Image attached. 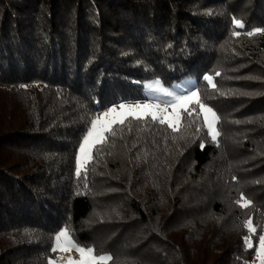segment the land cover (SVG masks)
Masks as SVG:
<instances>
[{
    "label": "trees",
    "instance_id": "obj_1",
    "mask_svg": "<svg viewBox=\"0 0 264 264\" xmlns=\"http://www.w3.org/2000/svg\"><path fill=\"white\" fill-rule=\"evenodd\" d=\"M255 29L264 0H0V264H49L64 229L107 264H253L264 235ZM155 80L193 81L220 118L217 139L197 104L176 130L127 118L77 175L91 120L146 101Z\"/></svg>",
    "mask_w": 264,
    "mask_h": 264
},
{
    "label": "snow or ice",
    "instance_id": "obj_2",
    "mask_svg": "<svg viewBox=\"0 0 264 264\" xmlns=\"http://www.w3.org/2000/svg\"><path fill=\"white\" fill-rule=\"evenodd\" d=\"M233 23L238 27H243V24L240 20H233ZM257 33L264 32V29H255ZM254 33L249 32L248 35H253ZM233 35H237V33L233 32ZM219 75V73H216ZM204 80L208 82V84L215 88L216 85L213 83V78L210 75H205ZM21 87H26L21 85ZM147 89L153 91H159L164 96L171 97V100L163 101V107L160 103H135L132 105L120 104L119 109L123 110L118 112L116 107H112L107 109L101 115L96 116L91 120V127L88 130L87 134L83 137V142L79 148V156L77 157V175L80 174V169L83 167L84 163L91 158L90 153L95 144L103 142L106 139V133L111 132L112 135H115V131L113 130V126L116 123L124 124L127 117L131 116L136 119H143L148 116L156 121L158 120L160 123H167L169 127L176 130L179 127L181 122L182 113L189 111L190 105L193 103L199 106L200 113L204 117L205 124L209 130V133L212 136L213 140L220 135L219 131L216 128L217 123L219 122V116L216 112L208 105L203 103L199 91H190L186 95H178L175 92L169 90L162 86L159 80H155L149 82L145 85ZM172 108V113H168V107ZM195 111V109H192ZM109 116L112 118L109 119ZM243 199V196L241 197ZM239 204L240 201L238 200ZM251 201L244 200L242 207H247ZM244 226L249 230V236L245 237V243L247 247H253L250 237L253 233L256 232V229L253 227L251 219L244 222ZM54 246L52 251L55 252L57 250L63 251H71L75 249L80 254V259L74 260L70 259L68 264H107V262L111 261L113 257L111 255L96 254L93 248H85L77 245L69 236L67 229L60 231L54 237ZM256 252L258 257L261 259L262 264H264V235L258 236V247L256 248ZM49 264H53L50 260Z\"/></svg>",
    "mask_w": 264,
    "mask_h": 264
},
{
    "label": "rangeland",
    "instance_id": "obj_3",
    "mask_svg": "<svg viewBox=\"0 0 264 264\" xmlns=\"http://www.w3.org/2000/svg\"><path fill=\"white\" fill-rule=\"evenodd\" d=\"M152 82V81H151ZM149 83V82H148ZM147 84V83H146ZM145 84V85H146ZM164 87V86H163ZM167 88V87H165ZM169 90L175 92L176 94L178 95H186L188 92L190 91H195V88H194V82L191 81L189 83H187V85L184 87V89L182 90H177L175 88H168ZM144 94L147 98L146 101H142V102H127V103H119L113 107H116L117 108V111L120 112V111H123L121 109H119V105L120 104H125V105H132V104H135V103H160L161 106L163 107V101H166V100H171L172 98L171 97H167V96H164L162 93H160L159 91H153V90H150V89H147L145 86H144ZM195 104V103H193ZM112 108V107H111ZM168 113H172V108L169 106L168 109H167ZM104 113V112H103ZM102 113L98 114V115H101ZM97 115V116H98ZM151 118V116H148ZM112 117L109 116V119H111ZM127 118H133L131 116L127 117ZM117 124V123H116ZM166 125H168L167 123H165ZM208 129V128H207ZM209 132V130H208ZM209 136L211 137L212 139V136L211 134L209 133ZM217 139V138H216ZM213 140V139H212ZM215 141V140H214ZM98 144V143H97ZM95 144V145H97ZM92 151V150H91ZM79 151H78V154H77V157L79 156ZM91 154V153H90ZM90 159H88L83 167H81L80 169V172L84 170V167L86 166V164L89 162ZM76 168H77V160H76ZM55 243V241H54ZM54 246V244H53ZM58 253V256L56 257V259L54 260H51L53 262V264H68L69 260L70 259H74V260H79L80 259V254L79 252H77L75 249L71 250V251H59L57 250L56 251ZM253 264H262L261 262V259L258 257V255L256 256V259L255 261L253 262Z\"/></svg>",
    "mask_w": 264,
    "mask_h": 264
}]
</instances>
